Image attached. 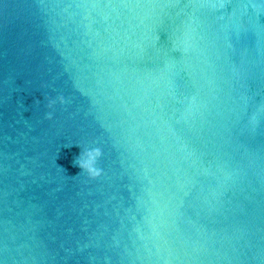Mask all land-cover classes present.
<instances>
[{
  "label": "water",
  "instance_id": "water-1",
  "mask_svg": "<svg viewBox=\"0 0 264 264\" xmlns=\"http://www.w3.org/2000/svg\"><path fill=\"white\" fill-rule=\"evenodd\" d=\"M0 264H264V0H0Z\"/></svg>",
  "mask_w": 264,
  "mask_h": 264
},
{
  "label": "clouds",
  "instance_id": "clouds-1",
  "mask_svg": "<svg viewBox=\"0 0 264 264\" xmlns=\"http://www.w3.org/2000/svg\"><path fill=\"white\" fill-rule=\"evenodd\" d=\"M99 155L98 149H90L87 153H79L73 163L82 171L89 172L93 175L98 174V170L94 167L96 156Z\"/></svg>",
  "mask_w": 264,
  "mask_h": 264
}]
</instances>
